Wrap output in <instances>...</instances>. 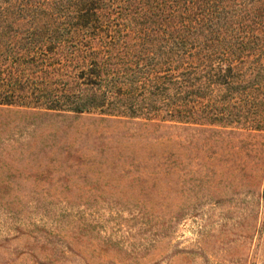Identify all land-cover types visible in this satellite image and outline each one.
Wrapping results in <instances>:
<instances>
[{"label":"rangeland","instance_id":"rangeland-1","mask_svg":"<svg viewBox=\"0 0 264 264\" xmlns=\"http://www.w3.org/2000/svg\"><path fill=\"white\" fill-rule=\"evenodd\" d=\"M56 7L3 31L25 32L48 53L16 70L32 105L0 106V264H264V131L169 130L181 140H152L160 133L145 135L138 120L43 113L78 90L68 81L77 74L73 9ZM102 144L105 156L92 153ZM117 153L179 164L125 172Z\"/></svg>","mask_w":264,"mask_h":264},{"label":"trees","instance_id":"trees-1","mask_svg":"<svg viewBox=\"0 0 264 264\" xmlns=\"http://www.w3.org/2000/svg\"><path fill=\"white\" fill-rule=\"evenodd\" d=\"M47 1L0 0V106L32 105L19 94L16 70L42 62L46 50L33 48L25 32L3 31L58 9ZM69 5L79 44L68 55L77 73L68 81L78 90L63 96L60 109L39 108L43 113L79 120L94 111L98 124L138 120L145 135L160 133L152 140H181L165 135L169 130L264 131V0H60V13ZM104 147L92 153L105 156ZM114 161L118 170L142 166L150 176L179 164L118 153Z\"/></svg>","mask_w":264,"mask_h":264}]
</instances>
